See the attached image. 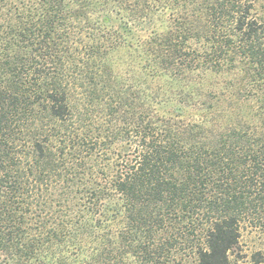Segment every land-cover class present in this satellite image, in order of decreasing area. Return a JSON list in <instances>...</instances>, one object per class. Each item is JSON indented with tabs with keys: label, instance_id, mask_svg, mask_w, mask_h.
<instances>
[{
	"label": "trees",
	"instance_id": "16d2710c",
	"mask_svg": "<svg viewBox=\"0 0 264 264\" xmlns=\"http://www.w3.org/2000/svg\"><path fill=\"white\" fill-rule=\"evenodd\" d=\"M0 1V264L54 240L66 264H242L243 225L264 228V0ZM36 191L59 231L22 228Z\"/></svg>",
	"mask_w": 264,
	"mask_h": 264
},
{
	"label": "rangeland",
	"instance_id": "374dc122",
	"mask_svg": "<svg viewBox=\"0 0 264 264\" xmlns=\"http://www.w3.org/2000/svg\"><path fill=\"white\" fill-rule=\"evenodd\" d=\"M11 1L12 0H4V2ZM56 197L57 194L51 196L50 199L44 191H36L30 194L28 197L29 200H27L28 198L25 200V202L30 203V205H25L26 208L23 209L26 222L22 224V228H24L26 232L31 235H37L40 231L44 234L49 228L58 227L57 231L62 228V212L60 211H63V206L59 207L57 201L60 199L56 201ZM119 222L120 221L115 222V224L112 225V229L117 231L120 227ZM42 237H44V235ZM118 246L116 248L120 251L122 247ZM88 248L90 249H87L84 253L81 264H149L147 263V259L138 256L137 251L134 249L127 250L128 248H122L123 251L127 250L126 256L120 260H114L110 259L108 256L101 259L100 257H95L101 250L106 251L108 247H102L97 251L93 249V246ZM68 251V243L66 241L54 240L43 246L42 253H38V255L30 258V262L33 264H49V262H52V258H60L63 259L61 263L66 264L68 262ZM234 256L238 258V261L242 264H264V228L243 225L239 240V248L235 251ZM185 264H196L195 258L187 257Z\"/></svg>",
	"mask_w": 264,
	"mask_h": 264
}]
</instances>
